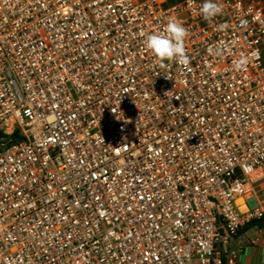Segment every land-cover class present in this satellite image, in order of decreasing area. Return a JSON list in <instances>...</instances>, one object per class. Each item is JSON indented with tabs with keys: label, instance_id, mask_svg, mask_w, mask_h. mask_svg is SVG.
Here are the masks:
<instances>
[{
	"label": "built area",
	"instance_id": "1",
	"mask_svg": "<svg viewBox=\"0 0 264 264\" xmlns=\"http://www.w3.org/2000/svg\"><path fill=\"white\" fill-rule=\"evenodd\" d=\"M203 2L0 0V264H223L264 218V5Z\"/></svg>",
	"mask_w": 264,
	"mask_h": 264
},
{
	"label": "clouds",
	"instance_id": "2",
	"mask_svg": "<svg viewBox=\"0 0 264 264\" xmlns=\"http://www.w3.org/2000/svg\"><path fill=\"white\" fill-rule=\"evenodd\" d=\"M221 7L214 0H204L200 7V13L206 21L212 20L220 14ZM189 32L178 19H169L161 32L147 35L145 47L153 56L164 64V62L187 63L189 60L185 41ZM258 56V52L256 53ZM246 61H238L237 66L242 67Z\"/></svg>",
	"mask_w": 264,
	"mask_h": 264
},
{
	"label": "rangeland",
	"instance_id": "3",
	"mask_svg": "<svg viewBox=\"0 0 264 264\" xmlns=\"http://www.w3.org/2000/svg\"><path fill=\"white\" fill-rule=\"evenodd\" d=\"M180 1V0H177ZM264 5V0H256ZM247 208H255L256 202L249 199ZM227 246L222 247L223 253ZM227 264H264V226L243 230L226 251Z\"/></svg>",
	"mask_w": 264,
	"mask_h": 264
},
{
	"label": "trees",
	"instance_id": "4",
	"mask_svg": "<svg viewBox=\"0 0 264 264\" xmlns=\"http://www.w3.org/2000/svg\"><path fill=\"white\" fill-rule=\"evenodd\" d=\"M170 1L175 2L177 0H170ZM263 226H264V218L251 221L246 229H251L253 227H263ZM223 264H227L226 258H224Z\"/></svg>",
	"mask_w": 264,
	"mask_h": 264
},
{
	"label": "bare ground",
	"instance_id": "5",
	"mask_svg": "<svg viewBox=\"0 0 264 264\" xmlns=\"http://www.w3.org/2000/svg\"><path fill=\"white\" fill-rule=\"evenodd\" d=\"M239 202L242 203V200H240ZM244 209H245V208H244V206H243V207H242V210H244Z\"/></svg>",
	"mask_w": 264,
	"mask_h": 264
},
{
	"label": "crops",
	"instance_id": "6",
	"mask_svg": "<svg viewBox=\"0 0 264 264\" xmlns=\"http://www.w3.org/2000/svg\"><path fill=\"white\" fill-rule=\"evenodd\" d=\"M243 230H245V229H242V230L240 231V233H241ZM240 233H239V234H240ZM233 242H234V241H233Z\"/></svg>",
	"mask_w": 264,
	"mask_h": 264
},
{
	"label": "water",
	"instance_id": "7",
	"mask_svg": "<svg viewBox=\"0 0 264 264\" xmlns=\"http://www.w3.org/2000/svg\"><path fill=\"white\" fill-rule=\"evenodd\" d=\"M261 223V222H260Z\"/></svg>",
	"mask_w": 264,
	"mask_h": 264
}]
</instances>
